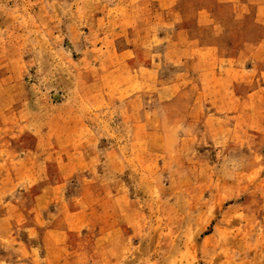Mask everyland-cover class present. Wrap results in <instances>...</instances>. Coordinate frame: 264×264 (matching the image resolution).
Segmentation results:
<instances>
[{
  "label": "rangeland",
  "instance_id": "rangeland-1",
  "mask_svg": "<svg viewBox=\"0 0 264 264\" xmlns=\"http://www.w3.org/2000/svg\"><path fill=\"white\" fill-rule=\"evenodd\" d=\"M244 3L240 9L247 14L237 21L220 17L237 7L217 0H0V147L6 143L0 161V219L6 221L0 226V264H264V130L237 134L227 115L225 127L213 122L205 131L208 110H218L221 121L216 95L223 87L205 80L204 63L194 67L192 79L181 81L186 92L179 128L171 127L172 109L161 128L142 129L121 124L122 116L105 113L100 101L96 105L105 109L92 114L85 108L93 99L83 96L91 89L94 47L102 38L123 45L131 11H179L180 27L187 30L181 41L190 34L198 44L219 46L198 50L200 60L236 57L232 47L244 43L240 58L249 68L252 46L264 41V19L254 20L264 0ZM109 10L115 11V24L98 26L96 16ZM206 10L212 19L194 18ZM158 72L162 80L172 79L170 65ZM236 89L230 85L228 92ZM147 93L143 107L155 110L158 95ZM128 107L140 111L142 105ZM25 109L29 115L19 120ZM247 112L238 119L244 126L250 125L252 110ZM136 117H129L132 123ZM19 122L28 128L19 131ZM185 140L188 146L175 152ZM86 143L96 153L91 161L61 160L68 150L76 156ZM110 150L117 160L105 158ZM91 178L117 193L115 234L100 246L87 242L98 229L88 224L68 231L65 217L80 208L82 187ZM45 187L48 194L40 200Z\"/></svg>",
  "mask_w": 264,
  "mask_h": 264
},
{
  "label": "crops",
  "instance_id": "crops-1",
  "mask_svg": "<svg viewBox=\"0 0 264 264\" xmlns=\"http://www.w3.org/2000/svg\"><path fill=\"white\" fill-rule=\"evenodd\" d=\"M217 2L222 5L237 7L232 13L220 15L222 18H233L238 21L243 19L247 14L243 9H240V7H244L245 5L244 0H217ZM138 13L137 11L135 13L131 11V15H129V18H131V25L129 26L131 31L127 33L125 37L126 41L123 45H117L114 41L105 43L102 42L104 40L102 38L101 42L94 47L93 51L97 55L92 58L93 78L91 81V89H88L83 95L85 98L93 99V104L91 103L89 107L86 106L85 109L92 114L103 111L105 108H102L100 104L96 105L100 101L108 107L104 111L105 113H115L122 116L121 124H137L142 129H150V125L153 124H157V127L161 128V125L166 124L169 119L168 113L172 109L175 119H173V125L171 127L179 128L181 127V112L178 109L180 100L184 92H186L184 87L183 89L181 88V81H183L184 76H191L192 79L194 67L204 63L203 65L206 66L205 80L218 82L223 87L221 91H217L216 95L222 103L221 114L223 115L221 121H218V117L215 116L218 110H208V114L205 117V131L213 128V122L221 123L222 125L225 124L223 119L227 115H231V119L234 120L230 124V128L236 131L237 134L244 133L245 129L252 130L253 132L264 130V119L260 117L261 112H263V108L261 109V107H264V41H260L258 44L252 46V58L249 61L251 66L247 69L245 68L244 59L240 58V51H244L245 49L244 43L242 45L236 44L235 47H232V49L238 51L236 57L228 56L226 58L215 59L213 56H210V58L200 60L196 54L198 50L218 49L217 47L219 46L198 44L196 38L191 37L190 34H188L186 41H181L179 39L181 33H186L187 30L180 27L182 16L179 11L174 9H159L154 11H140ZM115 15V11L113 10L105 11L100 16H96L97 18L94 22L103 28L106 25L115 24V21L114 23L112 21V19L117 20V16ZM197 15L203 16L206 19H212L214 17V13L207 10L196 12L194 18ZM262 19H264V11L257 9L254 12V20L255 22L262 23ZM165 27L170 29L166 30ZM138 30L139 32H137ZM166 35L168 38H166ZM225 48L228 49L229 47L227 48L226 46ZM261 54H263L262 58L256 57V55L261 57ZM165 65H170L173 68L172 79L167 80V82L162 80L158 72L160 67H164ZM187 66H189L188 69H184ZM230 85H236V88H238L235 91L236 93L228 92ZM242 85L247 86L246 90ZM225 86L227 87L226 90ZM147 91L156 92L158 95L159 104L155 110H151L147 106L143 107V103L146 102V98L149 96ZM198 93L199 95L201 94L200 92ZM205 98H207V95ZM205 102L207 103V101ZM226 102H231L232 106L229 108L226 105V107ZM131 103H141L142 108H140V111L139 109L130 110L128 104L131 105ZM210 104L212 103L210 102ZM246 110L248 111L247 113L252 110V115L248 116L250 125L244 126L238 119L244 116ZM75 111L76 113H80L78 108H73V113ZM18 113L19 120H22V113L29 115L26 109L25 111L20 110ZM155 113L157 117L154 118ZM132 114L137 115L133 123L129 118ZM19 125H21L20 129H18L19 131L28 128L24 123L19 122ZM223 127L225 125L220 128ZM192 128V126L187 125L184 129ZM253 135L256 137V134ZM185 142L187 141L178 143L175 152L181 150V146L187 147L188 143L185 144ZM51 143L45 141L44 144L45 146L47 144L50 146L52 145ZM36 144L38 146L42 145L39 141ZM80 144L83 143L80 142ZM221 144L222 146L225 145V143ZM1 145L5 147L6 143H2ZM2 146L0 147V161H4L1 155L3 154ZM86 146L88 149L85 148ZM89 146L91 145L86 143L76 156L68 150L65 154L66 156L61 160L67 162L91 161L96 156V153L94 149L91 151ZM123 156L126 158L127 155ZM146 156L148 157V154ZM106 157L109 161L117 160V156L113 153V150H110ZM44 160L47 159L44 158ZM98 177L101 176L99 175ZM109 177H111V171L109 172ZM89 182L94 183L91 178L82 187L81 192L84 195L81 198L82 205L80 208L69 210L68 214L65 215L67 218V230L70 231L72 228H76L75 226L77 225L81 229L90 224L92 229L98 230L87 239V242L92 243V246L105 245V243L111 241V235L115 234V222L113 220L116 214L117 193L106 189L107 187H103L100 183L98 185L94 183L93 186L88 185L90 184ZM48 188L45 187L40 191V195L38 196L40 200L43 199L44 194H48ZM14 190H16V187ZM45 197L48 199V196ZM5 222V219L1 218L0 226H4ZM42 225L45 226V224ZM49 233L50 230L45 228V236ZM47 240V238L43 239V246L48 253L50 245L47 244ZM88 250H85L84 253H89ZM32 253L31 251L27 253L30 258L32 257Z\"/></svg>",
  "mask_w": 264,
  "mask_h": 264
}]
</instances>
